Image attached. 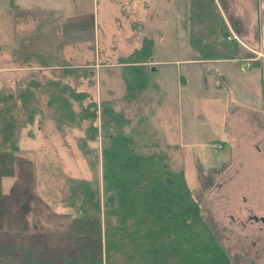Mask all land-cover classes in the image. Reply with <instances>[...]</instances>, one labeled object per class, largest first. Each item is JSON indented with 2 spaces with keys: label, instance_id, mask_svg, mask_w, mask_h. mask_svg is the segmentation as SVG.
<instances>
[{
  "label": "rangeland",
  "instance_id": "obj_1",
  "mask_svg": "<svg viewBox=\"0 0 264 264\" xmlns=\"http://www.w3.org/2000/svg\"><path fill=\"white\" fill-rule=\"evenodd\" d=\"M142 2L133 5L128 0H57L54 4L34 0L36 8L23 10L16 6L13 10L18 20L32 17L31 22L41 25L35 33L31 32L25 45L21 44L22 51L14 63L10 59L0 61L5 63L0 70V89L8 92L19 84L24 86L32 74L39 82L57 78L61 89L68 85L70 89L88 92L85 104L96 101L99 108L109 105L114 112L122 113L128 121L120 127L113 125L111 131L120 129L140 139L147 145L137 148L143 152L163 150L174 169L184 170L193 196L215 223L219 244L226 247L237 264H264V227L260 229L264 224L249 220L250 214H264V137L259 138L258 148L246 154L238 152L232 160L227 149L216 146L220 144L216 137L202 133L208 122L192 117L188 107L193 90L197 94L196 87L192 82L180 81L189 68L184 61L190 56L189 46L182 42L188 32L181 33L180 42H176L172 41L170 26L168 34L159 31L161 28L156 30V20L148 26L145 31L149 30L155 39L148 49L161 64L154 65L157 71H150L151 81L140 101L128 102L123 96L130 74H124L117 58L142 43L140 34L130 24L134 18L143 17ZM30 3L24 2L28 6ZM10 19L13 28L15 17H6L8 23ZM3 29L5 25H0V39L5 36L1 35ZM27 54L32 55L28 63L22 60ZM43 60L49 65L41 66ZM99 64L103 66L98 67ZM69 66L79 68L65 73L64 67ZM83 70L90 72L89 76L82 75ZM69 93L65 91L66 95ZM69 100L78 110L74 98ZM36 105L41 113L35 125L22 130L21 150L0 155V264H16L21 257L15 253L17 248L32 247L36 257L52 261L59 252L72 251V238L64 233L69 209L60 201L62 189L67 176L94 178L78 145L88 122L84 121L82 127L64 126L60 130L52 118L46 93L39 94ZM142 119L150 121L142 127L151 139L133 129ZM213 127L219 128L218 124ZM261 128L264 130V120ZM32 131L35 134L29 136ZM103 133L104 128L100 127L98 139L91 142L100 154L99 160L106 141ZM169 140L179 148L166 145ZM155 143L158 147H153ZM98 167L101 183V165ZM7 169L13 173L6 174ZM232 215L236 219H231ZM205 240L203 237L199 243L204 244Z\"/></svg>",
  "mask_w": 264,
  "mask_h": 264
},
{
  "label": "trees",
  "instance_id": "obj_2",
  "mask_svg": "<svg viewBox=\"0 0 264 264\" xmlns=\"http://www.w3.org/2000/svg\"><path fill=\"white\" fill-rule=\"evenodd\" d=\"M189 1L194 12L191 34L196 39L195 45H204L201 39L213 36L217 28L221 27V34L217 35L227 34V28L219 24L214 0ZM29 38L20 39L17 55L22 51L21 44L25 45ZM150 44L151 40L144 38L141 48L118 61L124 74H130L124 94L128 102L140 101L148 87L147 69L133 63L149 58ZM31 54L22 60L28 63ZM48 65L43 60L41 66ZM74 68L79 67H64L63 71L73 73ZM89 73L81 71L82 75ZM61 87L57 78L39 82L32 74L24 86L19 84L8 92L0 89V155L21 150V132L35 125L41 113L36 102L39 94L46 93L53 109L52 118L60 130L64 126L82 127L84 121L88 122L78 145L94 174L93 180L67 176L62 189L60 201L69 209L64 233L71 236L73 250L59 252L52 261L36 257L32 247L17 248L15 253L21 257L16 264H237L235 257L219 244L215 223L193 196L184 170L174 169L163 150L143 152L138 149L147 145L140 139L120 129L111 131L113 125L120 127L128 121L122 113L114 112L109 105L99 108L96 101L85 104L88 92L70 89L68 85ZM66 90L70 91L69 95L65 94ZM70 98L78 103V110ZM146 125L142 119L133 129L151 139L143 130L142 126ZM100 127L104 128L106 140L101 160L91 145L98 139ZM28 134L33 136L35 132ZM5 172L13 173L10 169ZM203 237L205 243H199Z\"/></svg>",
  "mask_w": 264,
  "mask_h": 264
},
{
  "label": "crops",
  "instance_id": "obj_3",
  "mask_svg": "<svg viewBox=\"0 0 264 264\" xmlns=\"http://www.w3.org/2000/svg\"><path fill=\"white\" fill-rule=\"evenodd\" d=\"M38 1L54 4L57 2V0L55 2L54 0ZM128 1L136 5L135 3L141 0ZM142 1L143 17L134 18L130 23L131 29L140 34L142 43L139 45V42H135V45L139 46L134 49L132 47L126 55L119 56L117 60L141 48L144 38H149L151 42L155 40L149 30H146L148 33L145 31L155 24V20L158 21V26L155 24L156 30L161 28L159 31L168 34L170 26L172 41L180 42L181 33L188 32L186 40L182 38V42H186L189 46L190 56L184 60L189 68L180 81L186 84L192 82L196 87L197 94L193 90V96L188 100L190 114L193 113L191 116L202 118V122H208L202 133L205 131L211 138L216 137V141L222 145L221 148L228 150L232 160L238 152L246 154L251 151L250 149L258 148L256 146L260 141L259 138L264 137V130L261 128L264 120V0H214L219 24L227 28V34L217 35V33L221 34V27L217 28L213 36L201 39L204 45L194 44L196 39L191 34L194 12L189 0L187 2L184 0ZM24 2L26 4L31 2V5L28 6ZM19 5L23 10L37 7L34 0H0V25H5V29L1 32V35L5 36L0 39V61L10 59L14 63L20 39L31 37V32L35 33L41 25L40 22H31L32 17L18 20V14L13 9ZM12 15L15 17L13 28V19H10V23L6 20V17L10 18ZM25 21L30 22L24 25ZM232 32L239 36L243 43L228 41L227 37ZM163 38L164 34L161 39ZM137 60L141 63L133 64L143 65L147 69L149 87L150 71H157L156 66L161 63L152 58L151 52L149 58ZM4 64V62L0 63V70L5 67ZM93 65L97 66L95 63ZM102 66L99 64L98 67ZM121 70L124 71L123 66ZM153 86L156 89V85ZM146 123L150 124L149 119ZM213 124H218V130L213 127ZM169 144L178 147L170 140L166 142V145ZM226 159L227 157L224 158ZM232 160L230 162H233Z\"/></svg>",
  "mask_w": 264,
  "mask_h": 264
},
{
  "label": "flooded vegetation",
  "instance_id": "obj_4",
  "mask_svg": "<svg viewBox=\"0 0 264 264\" xmlns=\"http://www.w3.org/2000/svg\"><path fill=\"white\" fill-rule=\"evenodd\" d=\"M231 219H236V218L232 215ZM249 220H253L256 223L260 221L264 224V214H258V213L250 214ZM243 225H244V227H246V225L244 223H243ZM262 227H264V226H260V229H262Z\"/></svg>",
  "mask_w": 264,
  "mask_h": 264
},
{
  "label": "built area",
  "instance_id": "obj_5",
  "mask_svg": "<svg viewBox=\"0 0 264 264\" xmlns=\"http://www.w3.org/2000/svg\"><path fill=\"white\" fill-rule=\"evenodd\" d=\"M227 40L229 41L237 40L238 42L243 43L241 38L238 37L234 32H232V34L227 37Z\"/></svg>",
  "mask_w": 264,
  "mask_h": 264
}]
</instances>
